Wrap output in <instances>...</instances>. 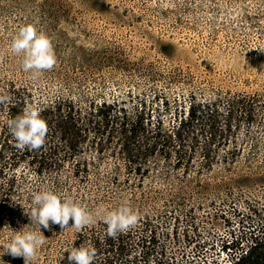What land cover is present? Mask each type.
I'll return each instance as SVG.
<instances>
[{
	"label": "trees",
	"instance_id": "16d2710c",
	"mask_svg": "<svg viewBox=\"0 0 264 264\" xmlns=\"http://www.w3.org/2000/svg\"><path fill=\"white\" fill-rule=\"evenodd\" d=\"M41 8L61 27L60 42L68 61L65 67L48 69L51 75H63L59 88L36 97L33 78L25 81L29 72L21 64L18 68L15 64L8 79L0 81V95L10 97L0 103L1 214L17 175L42 177L58 172L68 162L71 177L79 185L89 184L96 156L90 161L81 158L87 149L114 158L118 171L139 178H145L151 165L159 161L172 162L186 174L195 168L203 172L236 162L245 144L237 133L243 120H252L253 105L242 99L240 80L224 76L230 73L213 65L211 51L164 37L143 24L123 26L131 15L109 0H45ZM82 13L113 25L115 34L93 39L91 47L77 43L84 37L85 26L76 19ZM28 104L39 109L48 131L39 148L19 149L7 120ZM90 195L80 193L76 202L93 214V222L71 227L70 219L65 228L51 222L47 229L41 226L44 242L30 264H72L68 254L80 246L95 250L92 264H149L155 251H162L158 218L141 217L127 231L110 235L95 212L101 204L111 211L115 198L93 200ZM241 218L236 231L211 244L199 241L194 228L182 242V248L190 247L192 253L175 252L180 257L172 253L168 264L181 260L188 264H264V223ZM21 223L20 230L40 234L38 226L28 227V215L22 213ZM209 249L213 252L208 258L204 253Z\"/></svg>",
	"mask_w": 264,
	"mask_h": 264
},
{
	"label": "rangeland",
	"instance_id": "374dc122",
	"mask_svg": "<svg viewBox=\"0 0 264 264\" xmlns=\"http://www.w3.org/2000/svg\"><path fill=\"white\" fill-rule=\"evenodd\" d=\"M109 1L131 15L123 26L143 24L164 37L198 50H209L213 65L230 73L224 76L240 80L242 99L253 105L252 120L249 123L243 120L237 133L242 145L245 142L244 150L232 165L221 164L203 172L195 168L186 174L172 162L159 161L151 165L145 178H139L127 175L122 169L118 171L114 158L87 149L80 154L81 158L90 161L96 156L87 185H79L71 177L72 166L68 162H63L58 172L42 177L17 175L8 206L0 213V264H25L23 257L4 253V245L12 231H20L22 213L28 215L32 194L41 190L52 191L61 198L70 197L75 202L80 193L87 192L93 200L99 196L105 201L115 198L112 210L126 202L138 219L158 218L155 223L163 249L155 251L149 264H157L161 252V264H168L167 257L172 253L190 255L193 249H183L182 242L186 234L192 235L194 228L199 241L211 244L236 231L242 216L264 223V0ZM43 3L45 0H0V81L8 79L15 64L16 68L21 64L22 57L14 55L9 47L21 25L32 24L50 38L56 58L53 71L67 64L65 48L60 42L61 27L48 18L41 8ZM76 19L85 26L84 37L77 43L86 47H91L95 39H104L101 35L115 34L113 25L91 13H82ZM4 67L6 70L2 71ZM50 72L44 70L38 79H33L35 97L59 88L63 75ZM30 80L31 73H27L25 81ZM64 180H67L65 184ZM212 252L209 249L204 254L209 258ZM42 257L44 261L45 256ZM180 264L188 263L181 260Z\"/></svg>",
	"mask_w": 264,
	"mask_h": 264
},
{
	"label": "clouds",
	"instance_id": "9594fccd",
	"mask_svg": "<svg viewBox=\"0 0 264 264\" xmlns=\"http://www.w3.org/2000/svg\"><path fill=\"white\" fill-rule=\"evenodd\" d=\"M10 50L16 56H21V67L24 72L31 73L33 79H38L44 70L51 69L55 64V54L50 38L43 32H38L32 24L19 26L10 42ZM10 100L9 96L0 95V103ZM7 127L19 149L39 148L45 141L48 131L47 123L40 117L39 109L31 104L22 112L7 120ZM33 225L47 229L49 222L58 224L61 228L73 221L71 227H81L93 222V214L87 212L79 203L70 197L61 198L49 190L34 192L31 196V207L27 213ZM95 216L107 225L110 235L127 231L137 223L138 215L126 202L114 210L98 207ZM24 229V228H23ZM12 231L13 235L4 245V253L13 257H23L25 264H30L36 250L44 242V236L36 231ZM95 250L90 246L72 248L68 260L72 264H92Z\"/></svg>",
	"mask_w": 264,
	"mask_h": 264
}]
</instances>
